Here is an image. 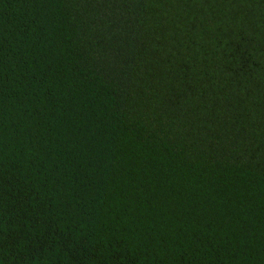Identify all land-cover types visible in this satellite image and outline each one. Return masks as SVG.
Wrapping results in <instances>:
<instances>
[{"label": "trees", "instance_id": "trees-1", "mask_svg": "<svg viewBox=\"0 0 264 264\" xmlns=\"http://www.w3.org/2000/svg\"><path fill=\"white\" fill-rule=\"evenodd\" d=\"M0 264H264V0H0Z\"/></svg>", "mask_w": 264, "mask_h": 264}]
</instances>
